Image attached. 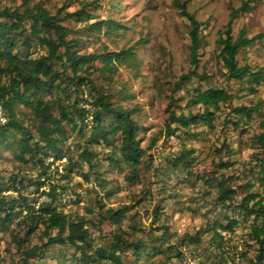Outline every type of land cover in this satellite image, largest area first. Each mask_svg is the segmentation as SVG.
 <instances>
[{
	"label": "trees",
	"instance_id": "1",
	"mask_svg": "<svg viewBox=\"0 0 264 264\" xmlns=\"http://www.w3.org/2000/svg\"><path fill=\"white\" fill-rule=\"evenodd\" d=\"M36 1L0 0V107L6 119L0 124V152L17 165L16 173L0 171V235L14 229L11 264H181L182 250L198 264H226L209 252L211 245L223 243L220 232L242 241L241 264H264V102H242L264 90V67L238 58L264 41V29L248 36L243 28L232 36L234 21L258 0H242L218 32L221 87L194 89L189 105L197 112L187 115L172 111L176 100L170 98L161 137L175 150L160 168H152L157 180L150 188L119 208L103 203L112 194L105 176L113 173L129 187H142L144 168L152 165L141 147L146 129L139 109L128 106L133 96L116 78L121 67L140 68L135 47L141 42L116 52L87 51L93 39L126 34L113 20L123 0H70L74 10L61 6L54 13L44 8L50 0ZM172 5L187 23L190 44L189 70L174 86L180 89L196 78L208 80L207 70L198 75L205 38L203 24L188 13V1L172 0ZM96 11L107 17L96 18ZM215 125H220L218 146L210 144L206 154L211 168L199 174L195 145L208 131L216 133ZM235 136L249 140L247 166H236ZM32 171L36 178L27 177ZM177 179L196 186L188 207L204 224L177 237L158 206L150 211L151 225L157 226L146 234L138 226L141 213L132 212L154 198L175 200L177 192L168 196V190ZM81 192L94 197L84 199ZM64 196L73 206L67 213ZM81 203L88 206L85 217L77 209ZM106 225L111 230L104 234ZM36 237V244L30 242Z\"/></svg>",
	"mask_w": 264,
	"mask_h": 264
},
{
	"label": "rangeland",
	"instance_id": "2",
	"mask_svg": "<svg viewBox=\"0 0 264 264\" xmlns=\"http://www.w3.org/2000/svg\"><path fill=\"white\" fill-rule=\"evenodd\" d=\"M37 0L36 2H38ZM64 1L67 5H63ZM92 1V0H84ZM183 2L186 0H178ZM188 13L195 16L196 20L203 24L202 35L205 38L204 45L199 52L198 75L201 76L203 70H207V81L193 79L189 84L182 86L180 89L175 88L178 79L181 75L187 74L189 70V49L190 44L187 38L188 26L186 21L179 16L177 9L172 5V0H123L120 4V12L115 14L116 20L126 30V34L118 35L110 39H93L87 47L88 52H116L121 49H126L141 42V45L135 47V52L140 61V68L132 72L126 67L119 68L116 76L118 86L121 85L127 94L133 96V99L128 103L129 107L137 106L139 109L138 120L146 129L145 135L142 138L141 147L146 150L147 159L149 158L152 165L143 171V186L129 187L126 185L121 176L109 173L105 178L110 182L112 194L109 199L104 200L106 207L119 208L123 205L133 204L137 197L135 196L142 189H149L150 186L157 180L152 177V168H160L164 164V158L172 151L174 147L171 142H166L161 137L163 132L164 121L166 115L164 108L173 97L176 101L171 109L176 114L187 115L189 112H197V108L189 105L192 91L197 87L202 90L207 88H219L224 82L221 77V67L215 59V42L218 37V32L225 26L229 12L232 8H237L242 0H187ZM70 0H50L47 8L54 13L56 9L66 8L68 11L74 10L76 7L70 5ZM74 3V1H71ZM94 16L98 19H104L106 14L101 11L95 12ZM245 29L248 36L260 34L264 29V0H258L252 11L242 17H238L232 27V36L235 37L239 30ZM244 58L252 67H264V41L258 44L253 49L243 50L238 57ZM97 77V76H95ZM98 82V86L103 83L94 78ZM264 90L257 97L244 98V104L256 103L258 100L264 102ZM228 111L229 107L223 108ZM219 124V123H218ZM216 133L208 131L205 134V141H199L195 145L198 149V160L196 161V171L199 174L207 172L211 166L209 160L206 159L208 147L213 144L218 146L216 138L219 133L220 125H215ZM256 128V125L254 126ZM253 131V130H252ZM205 132V130H204ZM259 132V131H257ZM251 135V134H250ZM227 137L229 135L227 134ZM251 139V138H250ZM233 151L237 154L234 160L237 165L245 163L251 154V149L248 148L249 140L247 137H234ZM61 167V166H60ZM17 165L9 153L0 152V171L2 175L16 173ZM27 172V171H26ZM148 172V173H147ZM37 175L34 171L27 174L33 178ZM29 178V177H28ZM76 182V181H74ZM172 188L168 190V196H171L172 191L177 192V198L167 199L162 201L160 198L146 201L140 208L132 212L141 213L139 228L149 235L157 225H151L152 217L150 211L153 208L160 207L163 210V215L168 218L170 233L177 237H181L184 233L195 231L204 224V219L196 214H192L191 209L194 207L189 205V198L194 193L196 186L188 187L183 184L181 179L171 182ZM173 184L175 186H173ZM174 187V188H173ZM91 189L93 187L85 186ZM153 190V187L151 188ZM84 199L91 200L94 195H89L88 192H81ZM93 196V197H92ZM43 201V199H41ZM69 199L64 196L62 199L63 212L67 213L73 209L69 205ZM81 203L78 206V212L85 217V209L88 206ZM69 206V207H68ZM91 220L90 217L87 218ZM123 223L120 228L124 229ZM14 230L13 228L11 229ZM111 228L103 227V233L107 234ZM88 231L94 235L95 229L88 227ZM0 235V264H11L13 259L12 248L9 246L10 234ZM39 238L32 239L30 242L36 244ZM95 244H101V241L96 239ZM150 244L147 242V245Z\"/></svg>",
	"mask_w": 264,
	"mask_h": 264
},
{
	"label": "built area",
	"instance_id": "3",
	"mask_svg": "<svg viewBox=\"0 0 264 264\" xmlns=\"http://www.w3.org/2000/svg\"><path fill=\"white\" fill-rule=\"evenodd\" d=\"M6 119L4 117V112L0 107V124L5 125ZM65 162V160H63ZM61 170L62 167H59ZM36 178L37 175H34ZM223 239V243L219 246L211 245L209 247V252L222 256L226 260V264H241V253H242V241L234 237L232 234L226 232L219 233ZM183 258L181 264H198L196 257L192 253L182 250Z\"/></svg>",
	"mask_w": 264,
	"mask_h": 264
}]
</instances>
